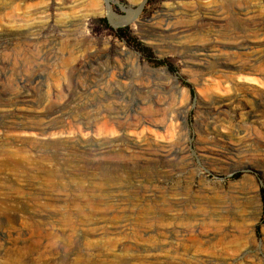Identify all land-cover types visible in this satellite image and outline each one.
<instances>
[{
  "label": "rangeland",
  "instance_id": "374dc122",
  "mask_svg": "<svg viewBox=\"0 0 264 264\" xmlns=\"http://www.w3.org/2000/svg\"><path fill=\"white\" fill-rule=\"evenodd\" d=\"M263 28L264 0H0V264H264V53L186 51Z\"/></svg>",
  "mask_w": 264,
  "mask_h": 264
},
{
  "label": "bare ground",
  "instance_id": "6f19581e",
  "mask_svg": "<svg viewBox=\"0 0 264 264\" xmlns=\"http://www.w3.org/2000/svg\"><path fill=\"white\" fill-rule=\"evenodd\" d=\"M108 8V7H107ZM241 8V7H240ZM242 10V9H241ZM241 12V11H240ZM165 14L163 15V16H161V18H160V21L163 23V26H164V31L166 32V33H168V34H174L175 33V35L176 36H178L180 33H181V31H178V32H174L173 33V31L174 30H172V27H170L169 28V24H168V17H169V14H168V12H164ZM254 13V12H253ZM106 15H107V17L109 18V20H110V22L112 23V25L113 26H115V27H117L118 25H120V24H123V23H126V19H122L121 21H114L113 20V15H112V13L108 10V11H106V13H105ZM240 14V13H239ZM243 14H244V12H243ZM242 14V15H243ZM258 14V13H257ZM254 15V14H253ZM260 15V14H259ZM247 16H248V13H245V15H244V21H247L248 19H247ZM165 17H167V18H165ZM241 17V16H240ZM250 17V16H249ZM261 17V16H260ZM251 18L253 19V17L251 16ZM249 20H250V18H249ZM251 22V21H250ZM252 23V22H251ZM253 25V24H252ZM258 25V24H257ZM264 29V28H263ZM179 30V29H178ZM186 30V29H185ZM249 30V29H248ZM261 30V29H260ZM263 32V31H262ZM237 33V32H236ZM247 33H248V31H247ZM255 33V32H254ZM165 34V33H164ZM249 34V33H248ZM253 34V33H252ZM257 34V33H256ZM261 34V33H260ZM238 34H236V36H237ZM246 35V34H245ZM254 35V34H253ZM263 35H264V33H263ZM223 35H221V37H222ZM252 36V35H251ZM223 37H225V36H223ZM239 37V36H238ZM242 37V36H241ZM252 37H256L255 35L254 36H252ZM260 36H257L256 38H253L254 39V41L253 40H250V39H248V38H246V37H244V38H239L238 40H237V38H232V37H226V39H227V42H229V43H233V44H231V45H227V46H224L222 49H219V47L220 46H218V45H216L215 46V44H212V45H210V46H207V47H203V45L201 46V47H196V48H191V49H187L186 51H187V53L190 55V56H192V57H194V54L196 53V52H207L208 50H209V48H211V47H213V50H214V48H218L217 49V52L218 51H222V50H226L227 51V53H231V54H228L227 55V53L225 54V57L222 59V60H224V61H226V62H228V63H232V67H229V66H220L221 68H224L225 70H230V69H235V70H239V69H242L243 67H247V69H249V68H251L252 66H253V64H251L249 61H248V58H252V60H251V62L254 60V62H255V60H256V57H257V52L259 51V53L260 54H262V53H264L263 52V50H264V38L263 37H261V38H259ZM225 39V40H226ZM223 41H222V44H223V42H225L224 41V38L222 39ZM250 41H252V42H250ZM228 43V44H229ZM210 44V43H209ZM227 44V43H226ZM216 50V49H215ZM223 51V52H224ZM194 53V54H193ZM219 53V52H218ZM222 53V52H221ZM213 54H216V53H213ZM218 55V54H217ZM223 55V54H222ZM222 55H221V58H222ZM264 55V54H263ZM135 59H136V57H135ZM219 59V57L217 58L216 57V59H213V57H211V58H209V57H207L206 55H204V58L202 57V59H198L197 61H204V63H206V66H207V68H209L211 65H215L216 64V61ZM195 60V59H194ZM199 63V62H198ZM225 63V62H224ZM200 65H203V64H201V63H199ZM199 66V65H198ZM209 66V67H208ZM213 68V67H212ZM196 69H199L198 67L196 68ZM246 69V68H245ZM143 71L146 73V74H149V73H151V74H154V75H157V73H158V71H156V70H153V69H150V68H148V67H144L143 68ZM227 72V71H226ZM225 72V73H226ZM230 73H231V71H230ZM116 94V93H115ZM210 105V104H209ZM211 106V105H210ZM208 109H211L210 107L208 108ZM214 110H217V108H214ZM212 111V110H211ZM204 112V111H203ZM202 112V113H203ZM218 112H220L219 110H218ZM210 113V112H209ZM204 114H207V113H205L204 112ZM132 122H134V121H132ZM138 122H139V120H138ZM138 124V123H137ZM25 127V126H24ZM135 128V127H134ZM99 150V149H98ZM48 228V227H47ZM45 236V235H44Z\"/></svg>",
  "mask_w": 264,
  "mask_h": 264
},
{
  "label": "trees",
  "instance_id": "16d2710c",
  "mask_svg": "<svg viewBox=\"0 0 264 264\" xmlns=\"http://www.w3.org/2000/svg\"><path fill=\"white\" fill-rule=\"evenodd\" d=\"M102 22L105 23V20H103ZM158 65H162V63L161 62L160 63L158 62ZM262 200H263V205H264V198H262Z\"/></svg>",
  "mask_w": 264,
  "mask_h": 264
},
{
  "label": "water",
  "instance_id": "95a60500",
  "mask_svg": "<svg viewBox=\"0 0 264 264\" xmlns=\"http://www.w3.org/2000/svg\"><path fill=\"white\" fill-rule=\"evenodd\" d=\"M142 7V4L140 5L139 9Z\"/></svg>",
  "mask_w": 264,
  "mask_h": 264
}]
</instances>
